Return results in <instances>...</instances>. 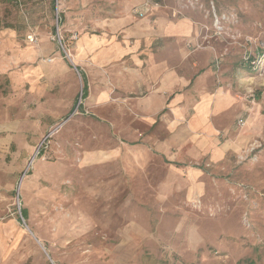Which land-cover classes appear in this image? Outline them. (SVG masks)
Returning a JSON list of instances; mask_svg holds the SVG:
<instances>
[{"label":"rangeland","instance_id":"rangeland-1","mask_svg":"<svg viewBox=\"0 0 264 264\" xmlns=\"http://www.w3.org/2000/svg\"><path fill=\"white\" fill-rule=\"evenodd\" d=\"M122 13L246 104L214 132L220 159L138 142L159 122L120 109ZM262 43L264 0H0V264H264V75L246 62ZM177 110L159 117L186 127Z\"/></svg>","mask_w":264,"mask_h":264},{"label":"crops","instance_id":"crops-1","mask_svg":"<svg viewBox=\"0 0 264 264\" xmlns=\"http://www.w3.org/2000/svg\"><path fill=\"white\" fill-rule=\"evenodd\" d=\"M116 25L122 32V40L118 42L119 56L123 60L122 80L118 86L124 93V102L119 108L126 117L131 111L134 123L143 131L159 122L154 133L138 131V142L149 144L156 155L170 161H178L184 152L190 157L210 153L211 158L220 159L226 148L217 143L214 132L216 128L229 132L232 124L229 118L231 120L237 113L246 110V104L238 102L226 88L220 87L215 92L209 81L208 84L205 82L207 73L196 80L195 77L190 79L184 71L173 69L172 62L161 52H153L151 46L155 41L167 43L170 29L165 25L155 21L145 29L142 22L135 23L128 13L123 14ZM86 43L81 37L78 47H84ZM179 61L185 62L183 56L179 57ZM167 107L178 109L175 117L187 118V126L179 125L177 120L167 115L160 118V113ZM227 112L229 114L224 118L228 120H220L218 116ZM244 113L247 116L239 118L245 119V129H248L252 126L251 122L248 123L252 118L247 111ZM162 132L165 136H160ZM173 149L178 153L174 154Z\"/></svg>","mask_w":264,"mask_h":264},{"label":"built area","instance_id":"built-area-1","mask_svg":"<svg viewBox=\"0 0 264 264\" xmlns=\"http://www.w3.org/2000/svg\"><path fill=\"white\" fill-rule=\"evenodd\" d=\"M137 12L140 13V11ZM29 39L30 41H32L31 37ZM261 45L262 46H260V51L256 55H252V56L249 55L246 57L247 60L246 62L250 64L251 70H254L257 73H259L260 76H263L264 75V43H262ZM237 124L239 126H243L244 125L243 119H238Z\"/></svg>","mask_w":264,"mask_h":264},{"label":"trees","instance_id":"trees-1","mask_svg":"<svg viewBox=\"0 0 264 264\" xmlns=\"http://www.w3.org/2000/svg\"><path fill=\"white\" fill-rule=\"evenodd\" d=\"M85 96H86V88L83 89L82 98H84ZM21 216L23 219H26V211L25 210H21Z\"/></svg>","mask_w":264,"mask_h":264},{"label":"water","instance_id":"water-1","mask_svg":"<svg viewBox=\"0 0 264 264\" xmlns=\"http://www.w3.org/2000/svg\"><path fill=\"white\" fill-rule=\"evenodd\" d=\"M17 190H18V186H17Z\"/></svg>","mask_w":264,"mask_h":264}]
</instances>
